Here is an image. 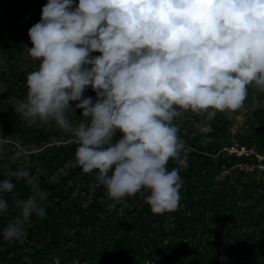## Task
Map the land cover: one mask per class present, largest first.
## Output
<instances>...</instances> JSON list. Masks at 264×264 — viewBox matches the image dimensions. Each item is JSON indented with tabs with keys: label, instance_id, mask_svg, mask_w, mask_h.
<instances>
[{
	"label": "clouds",
	"instance_id": "obj_1",
	"mask_svg": "<svg viewBox=\"0 0 264 264\" xmlns=\"http://www.w3.org/2000/svg\"><path fill=\"white\" fill-rule=\"evenodd\" d=\"M28 35L40 63L15 111L29 125L70 133L78 164L97 172L113 200L147 189L155 214L178 206L191 151L180 135L185 113L201 117L195 127L208 143L217 113L242 108L250 86L264 92V0H48ZM89 87L95 102L84 96ZM76 109L82 119L74 123ZM24 156L21 148L11 160ZM170 160L178 167L169 170ZM13 178L30 195L14 201L19 214L3 237L22 242L33 215L45 217L49 193L18 166L0 194L13 193ZM8 211L0 195V214Z\"/></svg>",
	"mask_w": 264,
	"mask_h": 264
},
{
	"label": "trees",
	"instance_id": "obj_2",
	"mask_svg": "<svg viewBox=\"0 0 264 264\" xmlns=\"http://www.w3.org/2000/svg\"><path fill=\"white\" fill-rule=\"evenodd\" d=\"M47 2L35 6L37 22ZM78 2L73 0V7ZM33 25L7 4L0 7V56L5 61L33 46L28 35ZM12 70L0 69L6 83L0 90L1 138L26 129L2 103L10 91L27 96L26 72ZM84 96L96 98V93L89 87ZM247 99L241 119L240 109L217 113L208 143L195 127L201 117L185 113L180 135L191 151L187 168L179 173L178 206L162 214L146 203L147 189L122 198L126 206L117 201L109 207L97 172L85 173L78 164L75 140L54 142L51 131H34L30 138L35 144L51 142L30 153L38 165L24 166L0 155V181L18 166L38 175L49 193L46 215H33L22 242L4 239V224L19 214L14 201L30 195L29 186L13 178V193L0 194L9 204L8 213L0 214V264H264V92L250 86ZM167 167L178 165L170 160Z\"/></svg>",
	"mask_w": 264,
	"mask_h": 264
},
{
	"label": "rangeland",
	"instance_id": "obj_3",
	"mask_svg": "<svg viewBox=\"0 0 264 264\" xmlns=\"http://www.w3.org/2000/svg\"><path fill=\"white\" fill-rule=\"evenodd\" d=\"M44 0H0V7L7 4L9 7H11L16 14L19 15L21 19H28L32 25L37 20V14L35 11V6L38 3L43 2ZM79 1V0H77ZM37 22V21H36ZM101 53L94 52L90 53V56H99ZM39 60H34L28 51V48L25 49L20 54H17L12 62L5 61L0 56V69H9L12 70L13 68L23 70L26 72V74L35 71L39 67ZM91 67V66H88ZM13 71V70H12ZM6 83L4 80H0V90L5 88ZM86 93V90H85ZM26 99L23 95H18L13 92H8L4 97H2V103L3 105L8 108L12 113H14L17 116V119L21 122L22 125L26 128L21 134H13V136H10L9 138H1L0 137V155L7 156L9 158H12V156L19 150L23 149L25 156L18 161L19 164L26 165H38V161L36 159H31L29 156L30 153H37L38 151H41L42 146H45L49 143L41 142V145L35 144V142L30 138V135L34 131H51V137L50 140L54 142H58L59 140H66V139H74L75 138L70 134L67 133L60 128H58L55 123H40L39 126L37 125H29L28 122L25 120V118L20 114L19 112L15 111V106L18 105L20 102L24 101ZM96 98H93V101L95 102ZM248 99L245 100L244 105L246 106L248 103ZM78 102H73V104ZM240 113L237 114V118L241 119L242 113L245 111V109H240ZM82 110L76 109L75 113L72 114L71 119L72 121L78 122L79 117L81 115ZM68 165V164H66ZM65 165V166H66ZM69 165H72L70 163ZM60 171H63L60 170ZM55 176V175H54ZM117 201L119 202L120 206H126V200H113L112 198L107 199V204L110 205L109 207L112 208L111 205L116 204ZM120 209V208H118ZM7 225L4 224V227ZM56 264V262H54ZM85 264V263H83Z\"/></svg>",
	"mask_w": 264,
	"mask_h": 264
}]
</instances>
